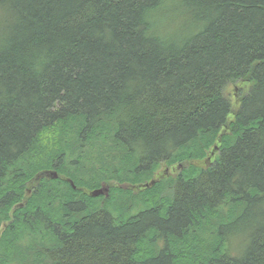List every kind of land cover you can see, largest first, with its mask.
<instances>
[{
    "label": "trees",
    "instance_id": "16d2710c",
    "mask_svg": "<svg viewBox=\"0 0 264 264\" xmlns=\"http://www.w3.org/2000/svg\"><path fill=\"white\" fill-rule=\"evenodd\" d=\"M0 264H264V0H0Z\"/></svg>",
    "mask_w": 264,
    "mask_h": 264
},
{
    "label": "water",
    "instance_id": "95a60500",
    "mask_svg": "<svg viewBox=\"0 0 264 264\" xmlns=\"http://www.w3.org/2000/svg\"><path fill=\"white\" fill-rule=\"evenodd\" d=\"M54 177L56 178L57 176L55 175ZM104 194L107 195L108 194V190L102 188L100 190H95L94 192H92L91 196L98 197V196H102Z\"/></svg>",
    "mask_w": 264,
    "mask_h": 264
},
{
    "label": "bare ground",
    "instance_id": "6f19581e",
    "mask_svg": "<svg viewBox=\"0 0 264 264\" xmlns=\"http://www.w3.org/2000/svg\"><path fill=\"white\" fill-rule=\"evenodd\" d=\"M104 189H105V188H104ZM106 190H108V189H106ZM105 194H106V193H105ZM105 194H104V195H105ZM104 195H102V196H104ZM105 196H106V195H105Z\"/></svg>",
    "mask_w": 264,
    "mask_h": 264
},
{
    "label": "rangeland",
    "instance_id": "374dc122",
    "mask_svg": "<svg viewBox=\"0 0 264 264\" xmlns=\"http://www.w3.org/2000/svg\"><path fill=\"white\" fill-rule=\"evenodd\" d=\"M104 189V188H103ZM235 241H237V240H235Z\"/></svg>",
    "mask_w": 264,
    "mask_h": 264
}]
</instances>
